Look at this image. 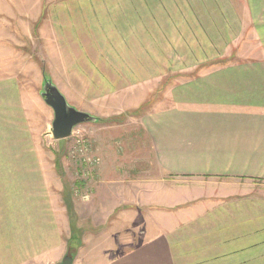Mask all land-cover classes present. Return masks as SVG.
Wrapping results in <instances>:
<instances>
[{
	"label": "crops",
	"instance_id": "crops-1",
	"mask_svg": "<svg viewBox=\"0 0 264 264\" xmlns=\"http://www.w3.org/2000/svg\"><path fill=\"white\" fill-rule=\"evenodd\" d=\"M123 2L131 15L124 21L133 27L132 37L117 32L110 43L102 27L92 25L97 17L94 13L93 17L82 13L80 26L64 12L69 23L62 29L57 19L45 16L43 4L33 18L18 13L10 19L15 30L0 35V128L2 120H7L2 132L8 121L19 122L24 115L25 86L20 78L30 81L28 67L36 66L42 102L43 83L50 78L69 102L89 113L97 112L96 105L107 110L113 105L110 101L125 100L126 95L145 86H149L148 96L160 90L157 106L170 107L151 115L145 132L153 161L159 169L178 175L179 183H164L163 192L170 193L159 201L154 199L161 192L150 189L146 193L147 217L153 223L140 242L137 235L131 240L119 236L124 238L127 221L131 235L139 228L137 208L123 206L120 201L110 208L112 213L104 215L102 211L101 223L110 228L107 232H113L115 239L102 264H264V0H221V5L231 6L235 17L213 25L241 27L237 35L228 30L223 40L230 41L235 35L239 44L229 56L243 60L227 65H202L203 47L190 55L195 62L191 60L189 65L188 48L198 42L205 27L198 4L194 16L183 19L182 3L189 1H174L180 15L177 19L169 4L160 0ZM78 6L90 9L87 3ZM50 21L51 26L47 24ZM100 30L99 35L92 34ZM218 32L221 34L219 28ZM103 49L109 51L101 53ZM60 52L71 87L60 85L53 75L55 68L59 71ZM144 59L150 62L145 65ZM65 89L78 99L68 96ZM136 99L135 107L145 100ZM3 106L10 107L7 119L1 114ZM10 149L6 156L8 148L0 146V264H38L45 257L46 264H60L76 234L72 216L64 212L68 218L61 220L50 205L49 184L37 149ZM11 155L16 158L14 164ZM188 184L195 186L196 194ZM176 191L183 195L173 199L171 192ZM65 207L70 208L66 203ZM85 245L79 246L73 264Z\"/></svg>",
	"mask_w": 264,
	"mask_h": 264
},
{
	"label": "rangeland",
	"instance_id": "rangeland-1",
	"mask_svg": "<svg viewBox=\"0 0 264 264\" xmlns=\"http://www.w3.org/2000/svg\"><path fill=\"white\" fill-rule=\"evenodd\" d=\"M123 1L125 0H0V35H8L11 34L12 30H15V27L10 25V19L16 17L18 13H22L20 15L27 13L29 17L33 18L38 12L40 4H43L45 16L50 15L51 19H57L61 29L69 23L68 17L65 14L64 17L62 16L64 12L68 13L70 19L73 18L74 23L80 24V26L83 25L80 19L82 13L90 14L92 17V13H94L97 17L93 19L92 25L102 27L101 29L104 31V34L109 37V43L111 42V37L116 39L117 32H123L126 36L130 34L129 38H131L133 27L130 22L126 25L124 21L128 17L131 18V15L125 8ZM160 1L169 4L173 15L175 14L177 19L180 18L179 12L173 5L174 1L177 0ZM188 1L189 4L187 5L182 3L184 10H182L183 17H181L183 19L193 17L194 10L196 9L194 6L198 4L200 20L203 19L205 22V30L203 29V33L197 36L198 42H192V48L187 47L189 50V65L195 62L194 58L190 57V55L202 47L206 49L202 65H227L231 63L236 64L233 62L237 61V59L238 61H242L243 58L236 57L235 55L229 56L232 51L235 53L234 50L236 49L234 47L239 44L235 41V35H237V32L238 34L241 32V27H235L236 25H219L217 27L213 25V23L222 24L227 22L225 18L229 20L231 19L230 16L235 17L231 6L228 4L221 5L223 3L221 0H217V2L215 0ZM79 3H87L89 5L87 7L90 9L83 10L79 8ZM192 5V8H188V6ZM177 8L181 9L179 5ZM222 18H224V21H222ZM89 19L87 18L84 21H88ZM232 19L230 21L236 23V19ZM52 22L50 21L47 24L50 25ZM104 25L110 27H104ZM218 28L221 30V34L218 32ZM28 29L29 31L32 30V26L29 25ZM228 30L235 33L233 39L230 41L223 40ZM45 32H50L49 26L45 27ZM99 32L101 30L92 34L98 33L99 35ZM75 38L77 40L80 39L78 35H75ZM175 38L179 40V36L176 33ZM36 43L33 41L34 45ZM176 43L178 46L180 45L178 41ZM213 45H215V48H213ZM182 48H184V45H182ZM108 51L109 49H103L101 53ZM35 52L37 53V51ZM209 53H211V56H209ZM62 57L63 54L60 52L61 64L59 71L56 73L54 66L55 71L53 75L58 79L60 85L71 87L67 74L62 69L64 67L62 64L65 61ZM44 59L47 63V59ZM191 60L192 62H190ZM144 61L145 65H147L150 59H144ZM158 61V58H156V63H159ZM21 64L25 67L24 60H21ZM253 64H258V62ZM35 67L27 68L30 81L19 77L25 86V91L23 90L22 92L26 97L25 103L22 106L24 115L22 117L19 116L21 118L19 122L15 120L8 121L3 132L4 122L7 120H2L3 126L0 128V134L2 132L4 138L11 140V143H5V139L1 138V136L0 146L8 148L5 151L6 156L11 153L10 146L15 150L27 146L37 149L38 160L44 164L45 178L49 184L50 205L52 208H56L61 220L68 218L66 217L67 213L72 216L71 221L73 230L76 232L75 236L78 235L81 243L85 242L86 244L76 264L105 263V252L110 247H113L115 239L113 238V232H107L110 231V228L101 223L103 220V216H101L102 211L104 215H106L107 211L109 214L112 213L110 208L120 201H122L121 205L123 206L128 208L132 206L133 209L137 208L136 211H140L138 233H135L137 229L133 230V235L128 233L130 225L129 221H127L125 222L127 229H125L124 238L121 235L119 236L121 240H131L130 238L139 236V239L135 238V240L137 242L138 239V242H140L143 235L149 233L148 227L153 223L151 218L147 217L146 202L148 198L146 193L150 189H155V192H161L156 193L154 199L159 201L168 198V196L162 195L170 193L168 191L163 192L165 189L164 183L178 186L175 185V182L179 183L178 179L180 177L159 169L153 161L151 154L152 146L145 132L147 120L150 116L157 115L169 109L170 106H157L159 102L158 95H161L160 90L157 89L149 97L147 91L149 86H145L144 89H137L133 93L126 95L125 100L115 99L110 101L113 105H110L107 110L96 105L94 108L97 112L91 114L98 118L97 121L81 123L74 127L71 136L55 139L52 134L54 111L38 98L41 80L39 82V77H35L37 74L34 75ZM47 68V65H45V73H47ZM49 69L51 71V68ZM49 73L52 74L51 72ZM61 92L63 91L61 90ZM64 92L68 96H72L74 100L78 99L75 97L78 95L69 89H65ZM142 92L145 93V96H143ZM136 97L141 98V100L145 99L138 107H135L139 102V99H136ZM72 98L70 97V101H72ZM69 103L77 108L72 102ZM76 104H79V102ZM79 106L83 107V104H79ZM9 108V106H7V109L3 106L1 109V114L5 119L10 114ZM15 113L19 115L16 111ZM108 113L109 115H107ZM9 125H13L11 126V131L8 130ZM15 125L18 127L15 128ZM15 161L16 158L11 155V162L14 164ZM55 163L58 164L57 169ZM1 165L3 164L1 163ZM188 187L196 194L194 185L188 184ZM171 195L173 199H177L183 193L176 191L171 192ZM158 196L162 197L158 199ZM65 203L70 208L66 209ZM62 205H64L63 208ZM71 206L75 208L72 209ZM64 212H66L65 215ZM76 215L77 219H74ZM158 220L162 219L158 218ZM109 221L110 219L108 218L107 222ZM66 234H69V232L67 231ZM117 239L119 240V237ZM45 258L44 261L43 259L38 261V264H46Z\"/></svg>",
	"mask_w": 264,
	"mask_h": 264
},
{
	"label": "water",
	"instance_id": "water-1",
	"mask_svg": "<svg viewBox=\"0 0 264 264\" xmlns=\"http://www.w3.org/2000/svg\"><path fill=\"white\" fill-rule=\"evenodd\" d=\"M41 95L46 104L54 110L52 134L55 139H63L71 136L74 127L81 123L98 120V118L91 113L79 110L71 105L67 97L50 78L44 81ZM75 246L77 248L68 249L67 254L60 264L74 263L78 250L77 244H75Z\"/></svg>",
	"mask_w": 264,
	"mask_h": 264
},
{
	"label": "trees",
	"instance_id": "trees-1",
	"mask_svg": "<svg viewBox=\"0 0 264 264\" xmlns=\"http://www.w3.org/2000/svg\"><path fill=\"white\" fill-rule=\"evenodd\" d=\"M75 244H77V246H78V248H79V246L82 244L81 243V239H79L78 238V235H73V237H71L70 238V240H69V248L68 249H74V248H77L76 246H75Z\"/></svg>",
	"mask_w": 264,
	"mask_h": 264
}]
</instances>
